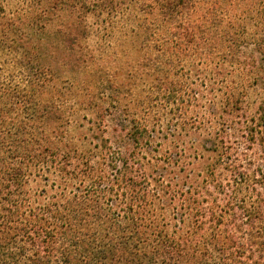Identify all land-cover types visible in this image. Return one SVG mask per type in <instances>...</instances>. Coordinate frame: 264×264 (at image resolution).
Listing matches in <instances>:
<instances>
[{
    "label": "trees",
    "instance_id": "16d2710c",
    "mask_svg": "<svg viewBox=\"0 0 264 264\" xmlns=\"http://www.w3.org/2000/svg\"><path fill=\"white\" fill-rule=\"evenodd\" d=\"M0 264H264V0H0Z\"/></svg>",
    "mask_w": 264,
    "mask_h": 264
}]
</instances>
